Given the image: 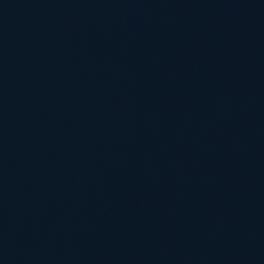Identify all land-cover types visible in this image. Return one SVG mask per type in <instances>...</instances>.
Here are the masks:
<instances>
[{
	"label": "water",
	"instance_id": "obj_1",
	"mask_svg": "<svg viewBox=\"0 0 264 264\" xmlns=\"http://www.w3.org/2000/svg\"><path fill=\"white\" fill-rule=\"evenodd\" d=\"M0 264H264V0H0Z\"/></svg>",
	"mask_w": 264,
	"mask_h": 264
}]
</instances>
